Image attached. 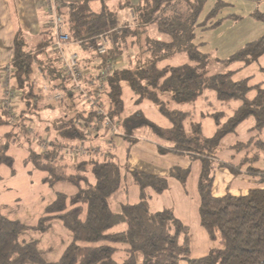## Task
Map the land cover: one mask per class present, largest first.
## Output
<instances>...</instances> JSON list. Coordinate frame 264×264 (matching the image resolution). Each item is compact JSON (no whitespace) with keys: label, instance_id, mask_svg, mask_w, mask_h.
<instances>
[{"label":"trees","instance_id":"1","mask_svg":"<svg viewBox=\"0 0 264 264\" xmlns=\"http://www.w3.org/2000/svg\"><path fill=\"white\" fill-rule=\"evenodd\" d=\"M208 1L143 0L131 7L133 23H125L121 34L115 30L121 22L119 13L107 7L96 12L88 1L69 3L64 5L62 14L72 40L86 49H95L99 35L110 33L108 52L100 55L95 51L101 65L113 63L98 106L119 122L122 138L132 144L138 132L148 129L149 136H141L153 140L161 154L187 155L201 161V225L216 245L207 255L193 258L188 226L172 208H153L155 196L169 189V176L177 177L185 185L190 169L176 167L167 176L130 171L118 153L106 159L93 153L76 161L71 158V163L67 160L63 146L99 136L95 133L89 137L78 123L102 122L104 117L95 107L79 105L83 93L71 87L58 64L59 58L38 60L24 48L19 35L15 41L13 84L24 108L18 112L17 127L30 122L37 126L34 120L42 118L43 108L54 106H43L46 96L42 86L35 84V61L49 79L51 91L65 93L55 105L62 114L49 126L56 130L52 138L54 147L39 153L30 144L26 162L45 174L42 182L46 185L63 182L76 189L71 194L56 192L44 215L32 225L11 218L0 204V264H112L120 251L126 255L122 264H181L183 260L187 264H264V187L241 196L213 194L215 163L222 139L252 117L257 130L264 128V80L252 84L251 77L234 78L264 55V34L221 60L228 67L242 64L239 68L209 75V54L202 50L207 41L202 33L217 27L230 15L220 16L228 3L217 0L202 18ZM258 17L264 19V14ZM151 25L162 37L147 34ZM181 53L187 57L183 62L167 63L168 59H179ZM261 72L264 75V68ZM125 87L132 93L134 109L127 107ZM86 89L89 96L95 92ZM145 102L152 103L170 124L162 126L148 117L141 108ZM199 103H204L203 109L196 113ZM206 116L214 121L212 135L204 132ZM9 120L7 112L0 109V127L9 126ZM17 127L0 136V165L14 164L9 150L19 140L21 131L17 132ZM252 145L253 141L247 144ZM254 145L264 152V142ZM260 156L259 152L254 157L246 156L237 167L218 163L220 167L240 171ZM250 166L247 173L260 176L264 184V168ZM131 182L137 187L135 202H123L116 210L112 197L123 187L127 192ZM55 222L71 234V240L57 259H51L41 244ZM122 224V229H114ZM26 230L45 233L41 239L27 238Z\"/></svg>","mask_w":264,"mask_h":264},{"label":"rangeland","instance_id":"2","mask_svg":"<svg viewBox=\"0 0 264 264\" xmlns=\"http://www.w3.org/2000/svg\"><path fill=\"white\" fill-rule=\"evenodd\" d=\"M216 1L217 0L208 1L202 18H204V16L211 10V8L214 6ZM224 1H226L228 4L224 8L220 16L222 17V16L230 15V17L225 18L221 22V24H219L217 27L210 30H206L205 32L202 33L204 36L203 39L207 41V44L204 47H202V50L206 51L209 54V64H208L209 75L217 74V73L220 74L227 73L230 70H236L237 68H239L242 64L236 63L228 67L226 64L221 62V60L227 58L230 54H232L238 48L243 46V44H245L246 42L254 40L264 34V19L258 17V14H264V0H224ZM114 9L116 10V12L119 13V17L121 20L120 25L117 26L115 30H117V32L121 34V30H123V28L126 27L125 23L127 22V18H129L130 20L132 18L131 12L128 9H118L115 6ZM233 14L239 16L235 22L231 23ZM127 23L129 24L130 22ZM108 34L106 35L108 36ZM96 44H95V48H96ZM79 49L81 48L79 47ZM131 50L132 52L134 51V49ZM135 51H137V49H135ZM178 58L179 59H177V57H175L174 59L173 58L168 59L167 63L176 64L179 62H183L187 57L185 54H180ZM262 68H264V56H262L259 59V61H257L256 63L238 72L234 78L236 80H240L251 77L252 84L258 83L264 80V75L261 72ZM254 94H255L254 92L251 93V95ZM124 98L126 100L127 107L129 109H134L132 93H130V90L127 87H125ZM16 103L18 104L17 91H16V96L13 100L14 109H12L11 112L14 113L16 116H18ZM203 104L204 103H199V105L196 106V113H198L200 110L203 109ZM79 105L81 107H86V108L87 106H90V104L85 99H83V101H81ZM141 108L144 110V112L147 114L148 117H150L152 120L159 123L160 125L168 126L170 124L167 118L164 117L152 103L145 102L142 104ZM3 111H6L7 114H9L7 109L6 110L3 109ZM9 119H10L9 120L10 128L19 125L18 123L19 118H13V119L9 118ZM203 125H204L205 134L212 135L215 128L213 119L210 116H206L204 118ZM9 126L0 127V136L8 130ZM21 127L23 126L21 125ZM30 127L31 124H27L25 127H23L20 132L21 134L19 136V140L16 143H13L10 147L9 153L14 157L13 166L10 167L6 164L0 165V204L3 205V208L5 210L4 212L8 214L11 218L17 219L27 225L36 224L39 221V219L44 215L46 206L50 201L53 200L56 192L71 194L76 189L75 187L74 188L71 187L70 184L67 185V183L64 184L63 182H58L52 186L46 185L45 183L42 182V178L44 177L45 174L40 170H38L33 163L26 162V157L29 155V151L25 150L24 148L28 146V148L26 149H29V147L31 146L30 144L35 143L37 145L36 151L39 152V145H41V143L43 142L42 140L46 138L45 136H42L39 131H36L35 129H32ZM99 130L104 131L107 134H110L107 126H101ZM16 131L18 132L19 130H17L16 128ZM142 133L149 136V130L146 129L141 131L140 133L138 132L137 136L139 139L146 138L141 136ZM49 139L52 142V138ZM139 139H137L134 143L130 144V142L118 136L117 139L118 144L123 145V147L119 150V157L121 159V162L127 168H128V164H127L128 160H127V155L125 153V147L128 148L129 145L130 146L134 145ZM11 141L15 142L16 140L12 139ZM247 144L248 142L237 143L233 149L236 150L237 152L247 151L244 158L246 156L254 157L255 154L259 152L261 155L260 158L257 161H255V163L252 164L250 162L247 163L245 166L240 168V171L237 170L238 168H234L235 170L231 171L227 167H220L218 163L221 161L237 167L240 162L235 165L232 163V160L230 159L227 160L222 159L223 161L218 159V162L215 163V167H216L215 176L219 168H226L235 176L246 175L251 178H260V176L258 177L255 174L247 173V170L251 167L250 165H252L253 168L254 167L264 168V152L261 148H258L257 145L253 144L252 147L251 146L249 147L247 146ZM70 145H75V143H70L69 146ZM33 146L35 147L34 144ZM92 146H99V145L94 144ZM120 152H122V154ZM67 156L71 158L70 155ZM180 156H185L186 158L188 157L190 159V157L187 155H180ZM70 158L67 160L71 163L72 160ZM190 160L192 162L199 161L201 163L200 160H192V159ZM201 170H202V163H201ZM191 172L192 170L190 169L187 179L190 177ZM171 178L178 179L175 176H169V180ZM198 184L199 182L197 181V187ZM188 186L189 185L186 180V183L183 186L185 191H189ZM136 189L137 187L135 186V184L131 182V184L128 185L127 192L126 189H124L123 187L118 193H116L112 197V204L114 205L115 209L120 210V204L123 202H135ZM187 196L189 197V202H185L184 200L180 201L178 191L172 186L165 193L155 196L152 202L153 208L154 209L159 208L158 210L164 208H172L175 211L176 215L179 218H181L184 223L190 224L192 228H195L194 222L195 220L197 221L198 218V212H199L198 203H199L200 194L198 190H196V192L190 191V193H188ZM54 226L55 227H53L52 232L49 233L43 239V244H41L42 248L44 249V252L51 259H57L58 256L60 255V252H62V249H64L65 245L68 244L71 240V234L65 228H63L59 223H56ZM123 227L124 226L122 224L114 229L120 230ZM25 233L28 235L27 238L30 237V238L41 239V237L45 232H38L32 234V231L26 230ZM189 233H190V237L191 234L192 236L194 234L192 230ZM194 241L197 244L202 243V239L199 237V235H197V237H194ZM209 241H210V248L205 253V255H207L210 252V250L216 245V243L212 242L210 238ZM125 256L126 255L123 251L116 253L113 257L112 264H122ZM181 264H187V262L183 260L181 261Z\"/></svg>","mask_w":264,"mask_h":264},{"label":"crops","instance_id":"3","mask_svg":"<svg viewBox=\"0 0 264 264\" xmlns=\"http://www.w3.org/2000/svg\"><path fill=\"white\" fill-rule=\"evenodd\" d=\"M83 1H88L91 5V8L96 12L101 11L104 7H107L112 11H116L114 9V6L118 9H128L131 12L132 18L131 20L127 18V22L133 23L134 15L132 13L131 7L143 0H61V14L65 4L78 3ZM128 2L130 3L129 5ZM48 6L49 0H0V63L2 65H13V59L15 55V41L17 36L19 35L24 40V48L30 50L31 53L37 57L38 60L40 59L43 61L49 56L58 58L57 53L51 46L53 40V31L48 25ZM238 16L239 15H235V17H232L231 23L235 22ZM148 27L149 31L147 34L150 37H162L156 32L154 26L151 25ZM110 44L111 43H109V47ZM79 47L81 49H79ZM66 49L68 52H76L80 55L81 65L87 71L85 86L89 89H95L94 85L92 84V78L99 72L101 66L100 58H97L95 56V49H93L92 47L86 49L83 47V45L79 44L76 41L69 43L66 46ZM35 64V84L42 86L44 94L46 96L44 101L45 104L43 106L45 107L46 104H53L54 106H47L43 108V111L41 112L42 118H39V120L38 118H36L34 120L38 122L37 126L34 124V122H30L29 124H31L32 129L39 131L42 136H45L49 139L53 138V136L56 134V130L54 128H49V126L51 127L53 123L62 114L61 110L55 107V105H57V100L54 99V95L57 92L64 91H51L49 79L47 78L43 70L40 68L37 61H35ZM58 64H60L59 59ZM59 66L61 68V64ZM3 76L4 70L3 68H0V106L1 101L4 97ZM12 83H14L13 77ZM17 101L18 104L16 103V108L17 112H19V110L24 108V104L20 103L18 98ZM86 101L89 103L88 100ZM89 107H91V105L87 106V108ZM255 126L256 121L252 117L240 123L235 133L227 134L222 139L220 144L221 150L218 154L219 159H230L232 160V163L236 165L241 162V160L247 153V151L237 152L236 150H234L233 148L237 143H247L249 141H253L254 144L257 141L264 142V128L262 130H257ZM10 129L11 128L9 126L6 132H8ZM17 130L21 131V126H18ZM120 131L121 132L119 135L112 136L104 131L99 130L97 132V134L99 135L97 138L94 137L92 139L85 140L84 143H87V146H92L94 144L101 146V151L95 154L100 156L102 159H106V157H108L110 154H119V150L123 147V145L118 144L117 140L118 136H120L121 138L123 136V130L120 129ZM73 143L78 144L80 142L77 141ZM32 144L35 145L36 149L37 145L35 143ZM26 148H28V146L24 148L28 151L29 149ZM126 150L127 148L125 147V153ZM120 153L122 154V152ZM91 154L93 153H90L85 156H71V158L74 159L73 161H76L78 158L87 157ZM127 160L128 168L130 171H143L146 173L160 176L169 175L171 170L176 167L181 169H191V175L187 179L189 191H185L183 187L184 185L181 183V181L175 178H171L169 180V188L173 186V188H175L179 193L180 201L184 200L185 202H189V197L187 195L188 193H190V191L196 192V190H198L199 192V189L197 187V181L199 182L201 163L199 161L192 162L188 157L186 158L185 156H180L177 154H161L158 150L157 144L153 140H150L148 138L139 139L134 145L130 147V150L127 154ZM263 187L264 184L260 182V178H251L246 175L235 176L228 169L219 168L216 173L213 184V194L217 197H223L228 194L241 196L246 195L252 189ZM200 204L201 198H199L198 203L199 209ZM184 224L188 226L189 232L191 230L194 232L193 236L191 234L190 237L192 254L191 256L193 258H200L205 256V253L210 248V237L207 231L201 225L200 213L198 212L197 221L195 220L194 222L195 228H192L190 224ZM197 235H199V237L202 239V243L197 244L194 241V237H197Z\"/></svg>","mask_w":264,"mask_h":264},{"label":"built area","instance_id":"4","mask_svg":"<svg viewBox=\"0 0 264 264\" xmlns=\"http://www.w3.org/2000/svg\"><path fill=\"white\" fill-rule=\"evenodd\" d=\"M60 3L61 0H49L47 10L49 13L48 25L53 31L51 46L58 55L62 71L69 78L71 87L76 91H81L83 93V97L89 101L91 107L97 108L98 114L103 115L104 117L102 122L99 120L92 123L79 122L78 126L81 127L89 137L97 133L101 126H107L112 136L119 135L121 132L119 122L116 119H112L104 112L101 106H98L105 90L106 81L113 70V63L106 62L100 66L99 72L92 78V84L95 88V92L93 94L94 96H89L85 86L87 71L81 65L80 55L76 52L66 51V46L75 41L72 40L65 18L60 12ZM109 43L110 41L106 34L99 35L95 51L100 55L106 54L109 49ZM0 68H3L4 70V97L1 101L0 108L5 110L7 109L9 112V118H17V116L11 112V110L14 109L13 100L16 96V89L12 83L13 65H2L0 63ZM64 96V92H58L54 95V99L57 101L62 100ZM42 141L41 145H39V153L46 152L54 147V144L50 141V139L45 138ZM63 151L70 156H85L90 153H99L101 148L99 146H87L84 142H80L75 145L63 146Z\"/></svg>","mask_w":264,"mask_h":264},{"label":"bare ground","instance_id":"5","mask_svg":"<svg viewBox=\"0 0 264 264\" xmlns=\"http://www.w3.org/2000/svg\"><path fill=\"white\" fill-rule=\"evenodd\" d=\"M95 136V135H94Z\"/></svg>","mask_w":264,"mask_h":264}]
</instances>
